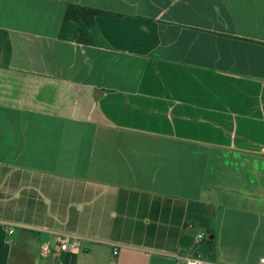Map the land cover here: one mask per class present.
<instances>
[{
  "label": "crops",
  "instance_id": "obj_1",
  "mask_svg": "<svg viewBox=\"0 0 264 264\" xmlns=\"http://www.w3.org/2000/svg\"><path fill=\"white\" fill-rule=\"evenodd\" d=\"M195 254L264 264V0H0V264Z\"/></svg>",
  "mask_w": 264,
  "mask_h": 264
},
{
  "label": "trees",
  "instance_id": "obj_2",
  "mask_svg": "<svg viewBox=\"0 0 264 264\" xmlns=\"http://www.w3.org/2000/svg\"><path fill=\"white\" fill-rule=\"evenodd\" d=\"M98 15H112V13L93 7L70 4L67 6L64 17L78 25L77 42L80 44H94L97 35L95 18Z\"/></svg>",
  "mask_w": 264,
  "mask_h": 264
},
{
  "label": "built area",
  "instance_id": "obj_3",
  "mask_svg": "<svg viewBox=\"0 0 264 264\" xmlns=\"http://www.w3.org/2000/svg\"><path fill=\"white\" fill-rule=\"evenodd\" d=\"M12 230H9V233H11ZM59 249L62 251H67V250H76L80 246V239L79 237L75 235H70V234H62L59 237ZM198 238L201 239L203 238V234H199ZM50 252V246L47 242L43 243L41 245V255L46 256ZM116 253V251L114 252ZM262 263L264 262V259L260 260ZM175 264H223V263H218V262H211L199 254L195 255H176L175 256Z\"/></svg>",
  "mask_w": 264,
  "mask_h": 264
}]
</instances>
